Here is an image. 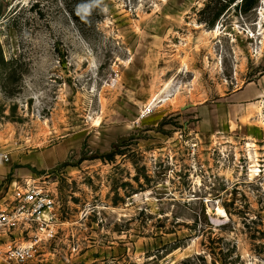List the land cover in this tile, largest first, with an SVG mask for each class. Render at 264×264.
<instances>
[{"label": "rangeland", "instance_id": "rangeland-1", "mask_svg": "<svg viewBox=\"0 0 264 264\" xmlns=\"http://www.w3.org/2000/svg\"><path fill=\"white\" fill-rule=\"evenodd\" d=\"M0 1V152L57 201L38 264H264V0Z\"/></svg>", "mask_w": 264, "mask_h": 264}, {"label": "built area", "instance_id": "built-area-1", "mask_svg": "<svg viewBox=\"0 0 264 264\" xmlns=\"http://www.w3.org/2000/svg\"><path fill=\"white\" fill-rule=\"evenodd\" d=\"M0 158L10 161L5 151L0 152ZM0 198V245L7 247H0V260L7 264L42 263L43 249L58 237L54 191L46 182L14 180L6 186L5 192L2 191ZM14 233L19 236L13 238ZM6 236L11 238V244Z\"/></svg>", "mask_w": 264, "mask_h": 264}, {"label": "crops", "instance_id": "crops-1", "mask_svg": "<svg viewBox=\"0 0 264 264\" xmlns=\"http://www.w3.org/2000/svg\"><path fill=\"white\" fill-rule=\"evenodd\" d=\"M12 166V163H10L9 161L5 162L3 159L0 158V197L2 196V191L5 192L6 186L9 184L5 183V181L10 173H12L13 177L11 181H19L18 179L21 177L28 178L32 176V170L30 171L29 168H13ZM1 201H3V199Z\"/></svg>", "mask_w": 264, "mask_h": 264}, {"label": "trees", "instance_id": "trees-1", "mask_svg": "<svg viewBox=\"0 0 264 264\" xmlns=\"http://www.w3.org/2000/svg\"><path fill=\"white\" fill-rule=\"evenodd\" d=\"M235 0H230V2H234ZM1 2V1H0ZM258 0H242V3L240 5L241 7V10L247 12L249 10H251L253 7H254V3H257ZM225 8H223L222 10H220L219 12L216 13L215 15V19H219V17L222 15L223 11H224ZM2 17V6H1V3H0V18ZM116 154V146H113V149L110 153H107L105 155H103V157L105 159H109V160H112L113 157L115 156Z\"/></svg>", "mask_w": 264, "mask_h": 264}, {"label": "bare ground", "instance_id": "bare-ground-1", "mask_svg": "<svg viewBox=\"0 0 264 264\" xmlns=\"http://www.w3.org/2000/svg\"><path fill=\"white\" fill-rule=\"evenodd\" d=\"M218 32H219V31H218V30H216V31H215V33H214V32H212V33H214V34H215V36H216V35H218V34H219ZM151 101H153V98L151 99ZM152 103H153V102H152ZM256 174H257V173H256ZM216 211H217V212H220V211H221V207H220V206H218V208L216 209Z\"/></svg>", "mask_w": 264, "mask_h": 264}]
</instances>
